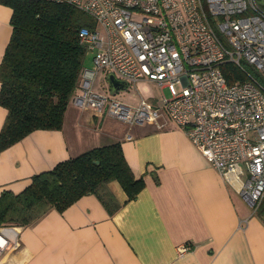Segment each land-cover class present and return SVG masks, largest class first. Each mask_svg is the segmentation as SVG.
I'll use <instances>...</instances> for the list:
<instances>
[{
  "label": "crops",
  "instance_id": "0c3cea01",
  "mask_svg": "<svg viewBox=\"0 0 264 264\" xmlns=\"http://www.w3.org/2000/svg\"><path fill=\"white\" fill-rule=\"evenodd\" d=\"M11 15L0 4V62ZM84 67H92L86 58ZM100 76L106 81L98 75L96 93ZM138 98L121 102L135 106ZM5 118L0 106V130ZM112 143L120 144L133 175L144 181L137 197L124 203L125 193L110 182L108 191L122 204L112 215L86 195L62 212L50 209L29 226L12 227L17 247L0 264H264V211L259 206L252 215L240 195L243 179L220 175L172 122L129 128L69 105L61 130L34 131L0 152V194H17L33 175ZM181 246L190 250L178 254Z\"/></svg>",
  "mask_w": 264,
  "mask_h": 264
},
{
  "label": "built area",
  "instance_id": "2783aa9c",
  "mask_svg": "<svg viewBox=\"0 0 264 264\" xmlns=\"http://www.w3.org/2000/svg\"><path fill=\"white\" fill-rule=\"evenodd\" d=\"M46 1L74 6L95 23L78 32L94 54L71 105L129 128L174 123L220 175L244 177L240 195L255 214L264 198V0ZM225 63L241 75L232 84L221 70ZM100 73L134 89L137 104L114 99L111 89L94 92ZM140 82L168 97L151 104L139 93ZM13 229L0 226V258L17 247Z\"/></svg>",
  "mask_w": 264,
  "mask_h": 264
},
{
  "label": "trees",
  "instance_id": "16d2710c",
  "mask_svg": "<svg viewBox=\"0 0 264 264\" xmlns=\"http://www.w3.org/2000/svg\"><path fill=\"white\" fill-rule=\"evenodd\" d=\"M12 10L11 34L0 62V106L6 118L0 152L28 134L62 129L64 114L77 91L86 49L81 28L95 23L74 6L46 0H0ZM229 84L241 78L230 63L221 66ZM116 182L134 200L144 187L128 166L119 143L91 148L35 174L17 194H0V226L26 227L50 209L62 212L86 195H94L109 215L119 204L107 185ZM263 201V200H262ZM261 203L259 210H262Z\"/></svg>",
  "mask_w": 264,
  "mask_h": 264
},
{
  "label": "rangeland",
  "instance_id": "374dc122",
  "mask_svg": "<svg viewBox=\"0 0 264 264\" xmlns=\"http://www.w3.org/2000/svg\"><path fill=\"white\" fill-rule=\"evenodd\" d=\"M98 31H100L101 37H105L104 32L98 27ZM94 52L88 51L86 53V60L87 62H90L92 64V57H93ZM104 74V73H100ZM105 77V76H104ZM102 84V85H101ZM102 86L104 87L105 90H103ZM108 83L107 80L105 81L103 79V76H100L99 82H97L95 86V90H100V95L104 96L107 95L106 93L108 91ZM137 88L139 90V93L144 97V98H149V99H156L158 102H162L163 96L168 97V93L166 90H161L159 87H157L155 84L150 83V82H140L137 84ZM138 98V95L134 89H132L130 86H127L123 90H119L116 93V99L126 102V103H134L136 99ZM244 179V177H241ZM262 210L264 211V202L262 205ZM261 212V209H260Z\"/></svg>",
  "mask_w": 264,
  "mask_h": 264
},
{
  "label": "water",
  "instance_id": "95a60500",
  "mask_svg": "<svg viewBox=\"0 0 264 264\" xmlns=\"http://www.w3.org/2000/svg\"><path fill=\"white\" fill-rule=\"evenodd\" d=\"M107 83L112 92L123 90L126 86L124 82L116 80L112 75L107 77Z\"/></svg>",
  "mask_w": 264,
  "mask_h": 264
}]
</instances>
